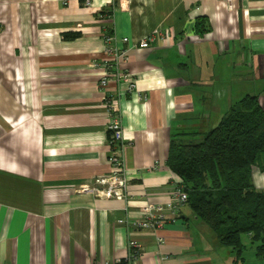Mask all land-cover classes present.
Returning a JSON list of instances; mask_svg holds the SVG:
<instances>
[{"label": "crops", "instance_id": "1", "mask_svg": "<svg viewBox=\"0 0 264 264\" xmlns=\"http://www.w3.org/2000/svg\"><path fill=\"white\" fill-rule=\"evenodd\" d=\"M90 2L0 0V264H115L129 239L142 247L134 264H264L248 233L236 263L187 204L163 228L128 224L183 186L167 163L172 135L199 141L248 94L264 107V0ZM107 33L145 99L125 81L100 84ZM108 96L124 129L125 198L78 190L111 169ZM252 181L264 191V168Z\"/></svg>", "mask_w": 264, "mask_h": 264}, {"label": "trees", "instance_id": "2", "mask_svg": "<svg viewBox=\"0 0 264 264\" xmlns=\"http://www.w3.org/2000/svg\"><path fill=\"white\" fill-rule=\"evenodd\" d=\"M201 20L196 31L203 32ZM167 163L182 182L190 211L241 262V235L248 233L264 257V191L252 181L264 168V107L246 95L199 141L170 139Z\"/></svg>", "mask_w": 264, "mask_h": 264}, {"label": "built area", "instance_id": "3", "mask_svg": "<svg viewBox=\"0 0 264 264\" xmlns=\"http://www.w3.org/2000/svg\"><path fill=\"white\" fill-rule=\"evenodd\" d=\"M226 2L230 7L232 6V0H226ZM84 5L89 7L91 5L90 0H84ZM156 34L160 35L161 38L164 37V35L159 32L150 34L139 42V47H149L150 42L154 40ZM126 40L127 39L124 38V41ZM104 42V53L106 57L101 63H98L103 66L105 70L100 79V84L105 86L112 79L117 82L122 80L127 83V93H136L139 99H145V95L137 90L135 81L131 79V74L126 69L119 67L120 61H124L127 58L126 52L113 44V36L108 33L104 35ZM98 64L95 63V65ZM104 104L110 115L107 130L109 146L108 162L111 169L107 175L99 176L91 183L81 184L78 187V190L94 192L99 196L107 198H125L127 195L126 186L128 183V177L122 152L126 146V142L118 109V101L113 96H108L105 98ZM186 204L187 194L182 188H177L173 194L172 200L165 206L148 205L142 207L139 210L140 217L138 219L126 222L139 228L157 230L163 228L165 222L169 220L173 221L180 212V208ZM158 241L162 242L163 239L159 237ZM128 248V255L115 264H134V261L142 251V247L136 240L129 239ZM159 259L163 261V258Z\"/></svg>", "mask_w": 264, "mask_h": 264}]
</instances>
